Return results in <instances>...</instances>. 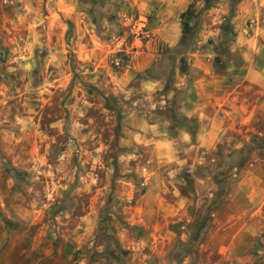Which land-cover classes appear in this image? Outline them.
<instances>
[{
    "label": "clouds",
    "instance_id": "1",
    "mask_svg": "<svg viewBox=\"0 0 264 264\" xmlns=\"http://www.w3.org/2000/svg\"><path fill=\"white\" fill-rule=\"evenodd\" d=\"M258 117L264 0H0V264H264Z\"/></svg>",
    "mask_w": 264,
    "mask_h": 264
},
{
    "label": "rangeland",
    "instance_id": "2",
    "mask_svg": "<svg viewBox=\"0 0 264 264\" xmlns=\"http://www.w3.org/2000/svg\"><path fill=\"white\" fill-rule=\"evenodd\" d=\"M258 123L260 125H264V117H258ZM102 234H103V229H102ZM23 243L26 245H30L31 238L29 237ZM24 251L25 253H28V248H25ZM71 254H72L71 246H61V243L59 240L53 242L52 247L48 249L49 257H57V258L66 259L67 256ZM33 257H35L34 260L32 259ZM197 258L199 259V254L197 255ZM29 260L31 261V264H48V262L44 259L43 245H41V247L38 250H33L30 253Z\"/></svg>",
    "mask_w": 264,
    "mask_h": 264
}]
</instances>
